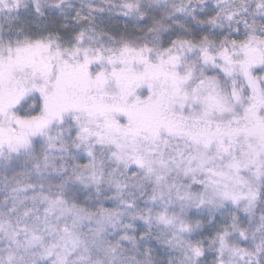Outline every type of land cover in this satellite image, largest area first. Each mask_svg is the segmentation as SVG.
<instances>
[{
	"label": "snow or ice",
	"instance_id": "obj_1",
	"mask_svg": "<svg viewBox=\"0 0 264 264\" xmlns=\"http://www.w3.org/2000/svg\"><path fill=\"white\" fill-rule=\"evenodd\" d=\"M0 264H264V0H0Z\"/></svg>",
	"mask_w": 264,
	"mask_h": 264
}]
</instances>
